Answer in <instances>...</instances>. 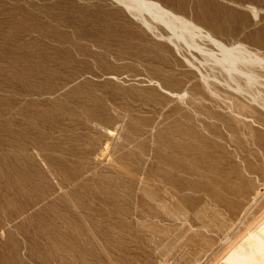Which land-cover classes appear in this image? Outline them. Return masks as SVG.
Masks as SVG:
<instances>
[{
	"label": "rangeland",
	"instance_id": "374dc122",
	"mask_svg": "<svg viewBox=\"0 0 264 264\" xmlns=\"http://www.w3.org/2000/svg\"><path fill=\"white\" fill-rule=\"evenodd\" d=\"M154 1L259 72L116 0H0V264H262L264 0Z\"/></svg>",
	"mask_w": 264,
	"mask_h": 264
},
{
	"label": "bare ground",
	"instance_id": "6f19581e",
	"mask_svg": "<svg viewBox=\"0 0 264 264\" xmlns=\"http://www.w3.org/2000/svg\"><path fill=\"white\" fill-rule=\"evenodd\" d=\"M139 18L149 28L160 24L167 38L176 46L185 49L204 66H222L229 74L239 72L247 77L258 73L255 64L260 58L248 54L239 45H228L211 32L205 31L186 17L179 15L154 0H116ZM185 53V52H184ZM188 56V55H187ZM189 59H191L189 57ZM196 63V62H195ZM201 69V68H200ZM202 72V71H201Z\"/></svg>",
	"mask_w": 264,
	"mask_h": 264
},
{
	"label": "crops",
	"instance_id": "0c3cea01",
	"mask_svg": "<svg viewBox=\"0 0 264 264\" xmlns=\"http://www.w3.org/2000/svg\"><path fill=\"white\" fill-rule=\"evenodd\" d=\"M253 238V237H252ZM258 244H257V246L260 248H262V247H264V245H263V243H264V239H262V240H258V242H257ZM246 249H247V247H246ZM234 261V259H232L230 262H233ZM246 262L248 263L249 262V260H246ZM250 262L251 263H262V264H264V255H260L259 256V258L258 257H255V259H251L250 260ZM221 263H227L226 262V260H224V261H221Z\"/></svg>",
	"mask_w": 264,
	"mask_h": 264
}]
</instances>
